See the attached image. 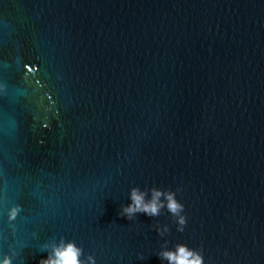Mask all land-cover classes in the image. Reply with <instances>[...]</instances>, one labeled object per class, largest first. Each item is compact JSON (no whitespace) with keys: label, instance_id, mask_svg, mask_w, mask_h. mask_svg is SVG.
<instances>
[{"label":"water","instance_id":"obj_1","mask_svg":"<svg viewBox=\"0 0 264 264\" xmlns=\"http://www.w3.org/2000/svg\"><path fill=\"white\" fill-rule=\"evenodd\" d=\"M175 191L188 222L123 212ZM264 264V0H0V264Z\"/></svg>","mask_w":264,"mask_h":264},{"label":"clouds","instance_id":"obj_2","mask_svg":"<svg viewBox=\"0 0 264 264\" xmlns=\"http://www.w3.org/2000/svg\"><path fill=\"white\" fill-rule=\"evenodd\" d=\"M145 196L146 193L134 188L131 192V203L125 206L123 212L129 218L137 212H143L149 216L159 215L160 209L165 206V201L161 200V196H164L169 212L178 217L180 225L178 230H184L188 217L181 214L184 212L185 205L177 198L175 191L153 188L151 199L146 200ZM80 253L81 250L74 242H67L54 250L53 257L42 259L40 264H82L79 260ZM158 255L162 260H168L169 264H206L203 253L185 243L177 244L174 249H164ZM2 264H9V261L5 260Z\"/></svg>","mask_w":264,"mask_h":264}]
</instances>
